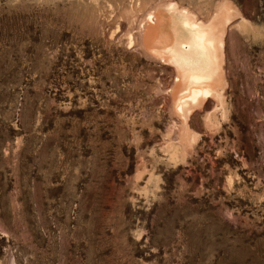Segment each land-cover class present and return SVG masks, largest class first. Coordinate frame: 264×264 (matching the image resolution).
I'll use <instances>...</instances> for the list:
<instances>
[{"label": "rangeland", "instance_id": "1", "mask_svg": "<svg viewBox=\"0 0 264 264\" xmlns=\"http://www.w3.org/2000/svg\"><path fill=\"white\" fill-rule=\"evenodd\" d=\"M165 1L0 0V264H264V0H224L185 137L139 38Z\"/></svg>", "mask_w": 264, "mask_h": 264}, {"label": "bare ground", "instance_id": "2", "mask_svg": "<svg viewBox=\"0 0 264 264\" xmlns=\"http://www.w3.org/2000/svg\"><path fill=\"white\" fill-rule=\"evenodd\" d=\"M215 8V13L203 22L168 0L156 5L139 30L144 52L174 70L175 79L167 102L179 120V134L183 137L187 135V118L196 106L202 107L208 97L220 105L224 100L227 85H224L223 36L225 26L236 12H231L232 7L224 0Z\"/></svg>", "mask_w": 264, "mask_h": 264}]
</instances>
